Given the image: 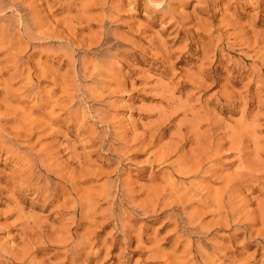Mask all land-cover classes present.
<instances>
[{"label": "rangeland", "instance_id": "374dc122", "mask_svg": "<svg viewBox=\"0 0 264 264\" xmlns=\"http://www.w3.org/2000/svg\"><path fill=\"white\" fill-rule=\"evenodd\" d=\"M1 1L0 264H264V0Z\"/></svg>", "mask_w": 264, "mask_h": 264}, {"label": "bare ground", "instance_id": "6f19581e", "mask_svg": "<svg viewBox=\"0 0 264 264\" xmlns=\"http://www.w3.org/2000/svg\"><path fill=\"white\" fill-rule=\"evenodd\" d=\"M1 1V0H0ZM2 2V1H1ZM6 2V1H5ZM10 2V1H9ZM4 3V2H3ZM3 3H0V4H3ZM13 6H17L16 4H15V2L14 3H12V2H10ZM9 3V4H10ZM10 4V5H11ZM161 4V2H159L158 3V5H160ZM9 5V6H10ZM1 6V5H0ZM3 5L0 7V12H3ZM12 7V6H11ZM6 8H7V6H6ZM27 33V32H26ZM6 34H8V33H6ZM30 35V34H29ZM3 37V36H2ZM257 37V36H256ZM249 43V42H248ZM249 48H250V46H249ZM255 48V47H254ZM16 56V55H15ZM205 60V59H204ZM255 72V71H254ZM258 74H259V72H257ZM253 76H254V74H253ZM255 77V76H254ZM261 79V78H260ZM203 80V79H202ZM227 99V98H226ZM178 111V110H177ZM214 115V114H213ZM185 122V121H184ZM197 122V121H196ZM201 122V121H200ZM192 123V122H191ZM244 124H246V123H244ZM190 125V124H189ZM194 125V124H193ZM240 126V125H239ZM248 126V125H247ZM190 127V126H189ZM195 127V126H194ZM245 127H246V125H245ZM255 127V126H254ZM193 128V127H192ZM199 129V128H198ZM245 129V128H244ZM247 129H249V127L247 128ZM190 130V129H189ZM197 130V129H196ZM243 130V129H242ZM252 130V129H251ZM200 131V130H199ZM199 131L197 132V131H192V132H190V133H187V134H185L184 136H189V137H185V138H183L182 140H180L177 144H175L176 146H175V148L173 147L172 149H171V151H170V153L168 154V155H166L165 154V156H166V158L168 159L171 155H174V154H177V152L178 151H180V145H182L181 143L183 142V141H185V142H189V141H191L194 145L193 146H196V148L194 149L195 151H194V154H191V155H193V159L191 160V161H189L188 159H186L185 160V164L186 165H184V163H183V169L185 170V169H187L188 171H186V172H188L190 175L191 174H196L197 176H198V174H200V173H202V171L205 169V165H206V161L208 160H206L205 159V157L207 156V155H209V154H214V155H217V154H219L220 153V151L224 148V144L223 143H220V142H216V141H207L206 142V140H204L203 138H201V136L199 135ZM211 131V130H210ZM249 131V130H248ZM241 132V131H240ZM251 132V131H250ZM249 132V133H250ZM156 133V132H155ZM158 133V132H157ZM242 133V132H241ZM246 133V132H245ZM244 133V135L242 134V135H239V133H236V132H234V133H230V135L228 136V139L230 140L229 142H230V148H242L243 147V144L245 143V141H246V139L247 138H249V136L247 135V133L245 134ZM248 133V134H249ZM253 133V132H252ZM153 134V133H152ZM256 134V133H255ZM154 135V134H153ZM202 135V134H201ZM213 135V134H212ZM253 135V134H252ZM151 136V135H150ZM143 137V136H142ZM203 137V136H202ZM213 139V138H212ZM227 139V138H226ZM227 139V140H228ZM248 141L250 140V139H247ZM247 142V141H246ZM249 142H251V140L249 141ZM228 143V142H227ZM184 145H185V143H184ZM187 145V144H186ZM188 147V146H187ZM168 148V147H167ZM181 148H182V146H181ZM193 151V150H192ZM234 151V150H233ZM241 151V150H240ZM160 152V151H159ZM167 152V151H166ZM189 152V151H188ZM162 153V152H161ZM255 157H256V159L257 160H259V159H261L260 157H261V154L259 153V151L258 150H255ZM187 155V154H186ZM241 155V154H240ZM162 156V155H161ZM165 156H162V157H164L165 158ZM176 156V155H175ZM189 157V156H188ZM171 158V157H170ZM207 158V157H206ZM211 158V157H210ZM190 159V158H189ZM159 160V159H158ZM159 161H161V160H159ZM158 161V162H159ZM177 162H178V160H177ZM255 162V161H254ZM259 162H260V160H259ZM163 163V162H162ZM166 163V162H165ZM208 164V163H207ZM182 165V164H181ZM259 165V164H258ZM258 165H256V166H258ZM174 166V165H173ZM245 166V165H244ZM181 168V169H182ZM31 169V168H30ZM178 170H180V169H178ZM184 170H182V171H184ZM35 171V170H34ZM35 173V172H34ZM33 173V174H34ZM207 173V172H206ZM189 174H187V175H189ZM205 174V173H204ZM42 175V174H41ZM237 178H238V186H240V187H248L249 189H251V190H253V191H259V192H261V196L263 197L264 196V172H262L261 171V169L259 170V169H256V167H255V163H252V164H250L249 165V167L248 168H246V169H244L243 171H240V172H237ZM35 177H36V179H37V177H39V174H37V176L35 175ZM42 176H40V178H41ZM44 177V176H43ZM42 177V178H43ZM34 178V177H33ZM40 178H38V179H40ZM41 178V179H42ZM46 180V179H45ZM44 180V181H45ZM50 180V179H49ZM48 180V181H49ZM57 180H59V183H54V184H52L51 182H48L47 180V182L45 183L44 182V186H42L41 188L42 189H44L45 190V192H47V194H51L52 196H54V198L53 199H51V200H49L51 203H54V202H57L58 201V198H56L57 196H56V192H58L59 191V187H61V185L63 184V182L60 180V179H57ZM39 181V180H38ZM72 181V180H71ZM43 182V181H42ZM65 182V181H64ZM66 183V182H65ZM229 183V182H228ZM235 184H236V182H235ZM253 184H256L255 186L253 185ZM113 186V185H112ZM73 187V186H72ZM108 187V186H107ZM40 188V189H41ZM257 188V189H256ZM108 189V188H107ZM73 190H74V188H73ZM52 191H53V193H52ZM153 191V190H152ZM164 192V191H163ZM171 192V191H170ZM227 192V191H226ZM252 192V191H251ZM74 193H75V190H74ZM162 192H160V194H161ZM165 193V192H164ZM108 195H110V192H108L107 193ZM154 194H155V192H154ZM157 195V196H161V195ZM65 195V194H64ZM69 195H71V194H69ZM107 195V196H108ZM227 195V194H226ZM62 197V196H61ZM65 197V196H64ZM63 197V198H64ZM155 198H156V202L157 201H159V197H156V195H155ZM222 198V197H221ZM224 198V197H223ZM225 198H226V196H225ZM57 199V200H56ZM65 199V198H64ZM63 199V200H64ZM210 199V198H209ZM216 199V198H215ZM218 199V198H217ZM259 199H260V197L258 198V202H259ZM262 199V198H261ZM60 200V199H59ZM70 200V199H69ZM68 200V201H69ZM152 200V199H151ZM211 200V199H210ZM68 201H67V199H66V202L68 203ZM214 201V200H213ZM65 201H63V203H64ZM65 202V203H66ZM73 202V204L74 203H76V201L74 202V201H72ZM224 201H222V202H219L220 204H222ZM257 202V203H258ZM64 203V204H65ZM66 203V204H67ZM80 203V202H79ZM152 203V202H151ZM216 203V202H215ZM87 204V203H86ZM154 204V203H153ZM153 204H152V206H153ZM158 204V203H157ZM212 204H214V203H212ZM218 204V203H217ZM260 204L262 205V207H263V209H262V213H261V216L259 217V220L262 222V224L264 225V197H263V199L262 200H260ZM68 205H69V203H68ZM76 205V204H75ZM75 205H73V208L75 207V212L78 214V210H79V206H81V205H78V206H75ZM156 205V204H155ZM63 206V205H62ZM91 206V205H90ZM157 206V205H156ZM221 206V205H220ZM234 207V206H233ZM236 207V206H235ZM63 208V207H62ZM61 210V209H60ZM235 210V209H234ZM259 210V209H258ZM90 211V210H89ZM259 212V211H258ZM61 214H64V212H61ZM76 215V214H75ZM260 215V214H259ZM88 216V215H87ZM123 216V215H122ZM75 217V216H74ZM75 219V218H74ZM30 232V231H29ZM71 236V235H70ZM69 236V237H70ZM65 237V236H64ZM68 237V236H67ZM68 237V238H69ZM59 239V238H58ZM69 240H71V239H69ZM69 240H67V241H69ZM30 241V240H29ZM31 241L33 242V240L31 239ZM36 241V240H35ZM31 242V244H33ZM46 243V242H45ZM44 243V244H45ZM44 244H43V248H46V245H45V247H44ZM30 245V244H29ZM51 245V244H50ZM53 246H54V244H52ZM51 245V246H52ZM70 245V244H69ZM87 245V244H86ZM42 246V245H41ZM60 246V245H59ZM85 246V244H83L81 241H79V243L77 244V245H75L74 247H75V249H73L74 250V252L76 253V255H74V253H73V255L75 256L73 259H69L68 260V258H67V262L68 263H72V264H75L76 262H77V259H78V257L81 255L78 251H80V250H82L83 249V247ZM55 247V246H54ZM77 248L79 249V250H77ZM51 249V248H50ZM41 250H44V249H42L41 247L40 248H38L37 249V251L39 252V251H41ZM73 250H71V251H73ZM31 252V250L29 251V253ZM7 253V252H6ZM34 253V252H33ZM26 254V253H25ZM31 254V253H30ZM69 256V255H68ZM67 256V257H68ZM24 259V258H23ZM66 259V258H65ZM12 261V260H11ZM66 262V263H67ZM67 263V264H68Z\"/></svg>", "mask_w": 264, "mask_h": 264}]
</instances>
